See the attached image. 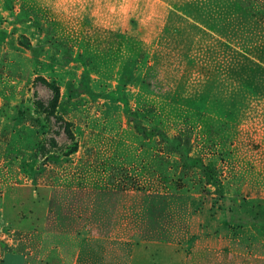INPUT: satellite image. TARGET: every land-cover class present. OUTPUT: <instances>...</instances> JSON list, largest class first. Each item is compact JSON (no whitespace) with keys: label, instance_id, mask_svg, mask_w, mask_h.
<instances>
[{"label":"rangeland","instance_id":"rangeland-1","mask_svg":"<svg viewBox=\"0 0 264 264\" xmlns=\"http://www.w3.org/2000/svg\"><path fill=\"white\" fill-rule=\"evenodd\" d=\"M241 1L0 0V259L264 264V3Z\"/></svg>","mask_w":264,"mask_h":264},{"label":"crops","instance_id":"crops-1","mask_svg":"<svg viewBox=\"0 0 264 264\" xmlns=\"http://www.w3.org/2000/svg\"><path fill=\"white\" fill-rule=\"evenodd\" d=\"M0 264H27V255L21 251H6L1 256Z\"/></svg>","mask_w":264,"mask_h":264},{"label":"trees","instance_id":"trees-1","mask_svg":"<svg viewBox=\"0 0 264 264\" xmlns=\"http://www.w3.org/2000/svg\"><path fill=\"white\" fill-rule=\"evenodd\" d=\"M241 2H243L245 4V6H247L249 9L253 8L255 11H257V9L255 7L256 3H264V0H242ZM253 14L256 15V16L257 15L259 16V14H262V13H259L257 11V12H254ZM53 93H54V96L56 97L57 94H58V91H57L56 87L53 88ZM30 120L32 122H37V120L34 119V118H30ZM189 160H190V163L188 164V166H200L201 168L206 169V167L203 164L197 163V160H195V159H189Z\"/></svg>","mask_w":264,"mask_h":264}]
</instances>
